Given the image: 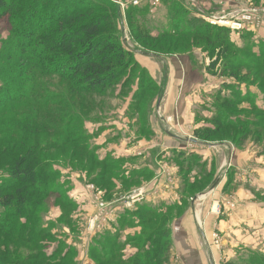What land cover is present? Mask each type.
I'll return each mask as SVG.
<instances>
[{
	"label": "rangeland",
	"instance_id": "rangeland-1",
	"mask_svg": "<svg viewBox=\"0 0 264 264\" xmlns=\"http://www.w3.org/2000/svg\"><path fill=\"white\" fill-rule=\"evenodd\" d=\"M63 1L69 0H8L13 3L15 14L0 21L1 199L13 197L15 189L31 191L29 184L9 176L13 163L27 152L31 154L29 162L35 167L37 185L21 214H15L16 208L0 206V220L7 219L13 227L5 236V232L0 231V264L12 261L19 264L23 261V264H131L133 254L153 247V241L159 238L157 233L162 230L167 236L160 240L161 256L150 263L167 264L173 247L170 226L184 214L191 203L190 196L202 192L203 183L198 180L191 185H178V199L164 203L163 210L160 200L146 201H160L156 205L143 203L145 207L151 205L150 212L155 213L151 218L145 214L149 211H143L145 223H151L143 228L142 225L125 227L128 221L119 218L130 219L124 216L126 212L110 217L104 225L91 224L99 214L97 198L105 204H115L143 186L150 190L147 183L140 185L146 179L137 183L122 182L141 164L136 158H127L138 151L131 149L125 153L124 149L138 140L149 141L154 137L143 128L145 116L151 111L156 121L162 116L156 107L161 94L159 87L154 88L148 76L140 75L136 57L144 53L152 61L177 56L195 61L204 69L207 81H215L217 85L221 82L211 99L212 106H203L204 110L210 108L224 125L228 124L227 128H219L215 137L202 136L200 140L232 142L236 147L248 148L264 157V0H159L154 7L153 0H138L136 6L134 0H71L107 7L115 4L119 9L116 39L132 53V62L105 90V95L80 93L84 85L68 80L69 74L67 77L51 74L54 61H43L41 72L44 74L29 65L24 49L26 38L33 31L40 37L41 21L49 20L51 7ZM133 9L137 12L129 14ZM39 21L40 24H36ZM141 30L146 32V37ZM182 30L192 34L159 38L164 33L173 35ZM195 31L199 35L192 36ZM134 92L144 98L132 104L128 100ZM128 121L132 122L130 130ZM111 125L118 130L112 129L97 137L98 127L103 131ZM108 134L124 149H116V146L111 149L105 144ZM163 135L157 137L160 139ZM155 157L152 154V158ZM105 158L109 162L101 163ZM192 165L189 168L193 169ZM40 177L43 179L38 182ZM94 177L99 181L93 182ZM160 177L158 171L157 183ZM183 177L187 182L188 176ZM134 188L137 189L132 190ZM104 189L114 193H107L105 198ZM159 217L164 221L155 222ZM119 220L124 228L119 226ZM133 220L132 225L140 222L138 217ZM140 229H144L145 236L152 232L151 239L143 241V237L142 241L130 244L128 239L138 236ZM212 239V243L205 242L210 251L220 246V238L216 245ZM143 242L146 243L143 245ZM51 256L52 259L48 258ZM236 257L249 264H264L262 254L239 251ZM224 262L235 261L223 259L219 264Z\"/></svg>",
	"mask_w": 264,
	"mask_h": 264
},
{
	"label": "crops",
	"instance_id": "crops-1",
	"mask_svg": "<svg viewBox=\"0 0 264 264\" xmlns=\"http://www.w3.org/2000/svg\"><path fill=\"white\" fill-rule=\"evenodd\" d=\"M146 56L138 55L137 63L161 89L156 107L162 116L156 121L151 111L143 120V127L154 137L149 141L138 140L125 149L117 146L109 134L104 143L111 149L114 146L124 149L125 153L131 149L138 151L127 155L141 163L130 173H138L137 182L146 179L140 182L141 187L147 183L150 188L151 197L146 201H161H152L153 204L145 201V204L160 203L163 210L164 203L178 199V185H191L195 180L203 183L202 192L190 196L196 198L194 203H189L184 214L170 226L173 247L167 264H219L223 259L241 262L242 258L236 257L239 251L264 255V157L248 148L236 147L232 142L204 141L194 136L196 130L214 129L217 114L210 108L204 110L203 106H212L211 99L221 82L217 85L215 81H207L204 69L186 57L152 61ZM131 101L132 96L128 102ZM124 115L127 117L126 113ZM131 125L128 121L129 130ZM111 127L103 131L98 127L97 137L112 129L118 130L117 126ZM134 132L137 133V129ZM162 133L159 139L157 135ZM152 154L156 157L152 158ZM158 156H161L160 161ZM190 164L193 169L189 168ZM227 166L228 169L224 168ZM158 171L159 183L155 178ZM183 176H188L187 182ZM216 181L218 184L212 189ZM214 234L220 238V246L211 252L205 242L210 243Z\"/></svg>",
	"mask_w": 264,
	"mask_h": 264
},
{
	"label": "trees",
	"instance_id": "trees-1",
	"mask_svg": "<svg viewBox=\"0 0 264 264\" xmlns=\"http://www.w3.org/2000/svg\"><path fill=\"white\" fill-rule=\"evenodd\" d=\"M12 4L13 3L8 2V0H0V21L8 19L13 13L15 14ZM108 5L110 7L100 4L93 5L88 1L80 2L69 0L68 2L63 1V3H57L55 4V7H51L49 10V20H45L44 23L41 21V24L40 21L36 23L40 24L38 27L40 29V33H38L40 37H37L36 32L33 31L34 33H31L32 35L26 38L27 43H24V49L26 50L25 55L28 59L29 65L33 68L35 67L36 71L39 70L41 72L44 68L42 64L43 61H54V71H51V74L61 75V77H67L66 75L69 74L68 80H75L84 85L80 90V93L105 95V90L112 86V84L121 76L122 72L132 62V53L125 50L123 45L116 39L118 31L116 29L115 22L120 19L119 9L115 4ZM105 9H112L115 12L111 13V11L108 12L105 11ZM135 12H137V10L133 9L129 12V14L134 15ZM128 20H130V16L128 17ZM141 32L145 37L147 36L145 31L141 30ZM184 34L191 35L192 33H190V31L183 32L182 30L173 33V35L170 33H164L159 38H178ZM197 34L199 35V33L195 31L192 36H196ZM139 68L140 75L148 76L144 69L141 67ZM62 72H65L66 74ZM40 74H44V71ZM148 81L154 86V88L156 87L155 83L149 78V76ZM123 88L124 86L122 89ZM138 91L139 89H137L136 92ZM158 91L161 93L160 88H158ZM136 92H134L132 96V104L133 102L141 101L144 98L142 94ZM121 93L122 92L119 91V95ZM159 96H161V94ZM13 102L15 103L17 100L13 99ZM1 104L2 102H0V105ZM141 120L142 119H140V121ZM222 127L227 128L228 124L224 125L223 122L220 121V117L217 115L214 119L213 130H196L194 132V136L199 139H201L202 136H206L207 138L215 137L218 134V129ZM30 157L31 154L27 152L24 156L16 159L13 163V171L10 172L9 176L15 181L29 184L31 191H27L26 188H20L14 190L13 197H4L1 199L0 196V202L4 201L2 204L0 203V206H3L6 209L16 208V215L21 214V211L25 210L27 201L36 192V171L34 170L35 167H33L34 164L29 162ZM105 162H109L107 161V158H105L101 163ZM136 175H138L137 172H134L133 174L131 173L130 177L122 182L137 183ZM42 179L43 177H40L38 182ZM92 181L98 182L99 179L94 177L92 178ZM99 189L101 191L103 190L102 187ZM104 192V197L106 198V194H111L112 190L104 189ZM151 210H153L151 206L145 207L144 204H141L137 206L136 210L124 213V216L128 215L130 219L123 216H120L119 219H125L128 221L126 222L125 227L134 228V226L138 227L142 225L141 227L143 228V226L151 224L150 221H148L149 224L145 223L146 221L144 220L143 213L145 211H149L145 214H148V216L152 218L155 213L150 212ZM135 217H138L140 222L138 221L137 224L132 225V221H134L133 218ZM120 220L118 222L119 226L124 228V225ZM156 221L161 223L164 220L159 217V219L155 220V222ZM9 224H11L10 221H7L5 218H1L0 231L5 232L4 236L13 231L11 230L13 227H11V225L9 226ZM23 225L25 224L23 223ZM23 225L20 227L23 228ZM140 231L141 232L138 236H133L128 239L130 244L135 243L136 241H142L141 239L143 237H145V240L143 241L151 239L150 237L153 235L152 232L148 236H145L144 229H140ZM157 236L159 238L158 240L155 239L153 241V247H150V249L146 252L140 249L138 254L132 256V259H130L132 261L131 264H151L150 262L154 261L155 258H160V240L162 237L165 239L167 233L165 230H162L157 233ZM145 243L143 242L142 244L144 245ZM164 245L166 246V243ZM48 258L52 259V256ZM33 259H35V257H33ZM30 260L31 259L26 260V262ZM10 264L19 263L12 261ZM222 264L249 263L241 261L224 262Z\"/></svg>",
	"mask_w": 264,
	"mask_h": 264
},
{
	"label": "built area",
	"instance_id": "built-area-1",
	"mask_svg": "<svg viewBox=\"0 0 264 264\" xmlns=\"http://www.w3.org/2000/svg\"><path fill=\"white\" fill-rule=\"evenodd\" d=\"M158 2L159 0H153L151 4L154 7L158 5ZM133 4L136 6L139 4V1L134 0ZM96 195L100 196V193H97ZM150 197V192L142 188L139 191L121 197L115 201V204H105L102 200L97 198L96 204L98 205L99 214L92 219L91 224L95 225L99 222V226L104 225L110 217H115V215L136 210L138 205L143 204ZM227 205L233 208L231 203H227ZM217 238V236H214L212 239L214 245L217 244ZM207 246L209 245L207 244Z\"/></svg>",
	"mask_w": 264,
	"mask_h": 264
},
{
	"label": "water",
	"instance_id": "water-1",
	"mask_svg": "<svg viewBox=\"0 0 264 264\" xmlns=\"http://www.w3.org/2000/svg\"><path fill=\"white\" fill-rule=\"evenodd\" d=\"M191 142H195V141H191ZM217 184H218V181H216L215 183H214V185L212 186V189H214L216 186H217ZM196 200V198L194 199H191V202H192V204L194 203V201Z\"/></svg>",
	"mask_w": 264,
	"mask_h": 264
},
{
	"label": "bare ground",
	"instance_id": "bare-ground-1",
	"mask_svg": "<svg viewBox=\"0 0 264 264\" xmlns=\"http://www.w3.org/2000/svg\"><path fill=\"white\" fill-rule=\"evenodd\" d=\"M232 27V26H231Z\"/></svg>",
	"mask_w": 264,
	"mask_h": 264
}]
</instances>
